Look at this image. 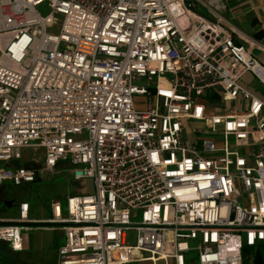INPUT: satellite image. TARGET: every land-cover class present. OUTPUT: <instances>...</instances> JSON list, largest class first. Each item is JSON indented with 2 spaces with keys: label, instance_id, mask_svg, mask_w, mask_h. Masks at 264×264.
<instances>
[{
  "label": "built area",
  "instance_id": "built-area-1",
  "mask_svg": "<svg viewBox=\"0 0 264 264\" xmlns=\"http://www.w3.org/2000/svg\"><path fill=\"white\" fill-rule=\"evenodd\" d=\"M212 3L0 0V186L93 182L35 221L64 234L57 264H243L264 243V100L239 83L264 67ZM29 209L0 218L14 252Z\"/></svg>",
  "mask_w": 264,
  "mask_h": 264
},
{
  "label": "rangeland",
  "instance_id": "rangeland-1",
  "mask_svg": "<svg viewBox=\"0 0 264 264\" xmlns=\"http://www.w3.org/2000/svg\"><path fill=\"white\" fill-rule=\"evenodd\" d=\"M41 15H46L48 10L43 5L39 7ZM202 11V10H200ZM204 13V11H202ZM141 85V84H138ZM143 108L142 106L138 107ZM193 125V124H192ZM190 125V126H192ZM42 166V150L37 154ZM23 163H19L22 165ZM39 165H34L38 168ZM57 171L49 178H41L33 183L12 185L5 184L0 190V218H14L17 215V207L21 201L29 203L31 212L30 219L41 220L48 217L49 204L59 198L63 200L67 195L72 194H93V182L91 179L84 181H75L71 175L73 167L58 166ZM4 205L7 207H4ZM135 218V221H138ZM26 237L25 244L23 242L24 251L14 252L9 245L0 243V250L3 251L2 264H54L55 257L48 248L50 242V232L42 229H34L24 235ZM246 257L244 264H253L251 254ZM145 264H150L149 262ZM158 264H164L163 262Z\"/></svg>",
  "mask_w": 264,
  "mask_h": 264
},
{
  "label": "crops",
  "instance_id": "crops-1",
  "mask_svg": "<svg viewBox=\"0 0 264 264\" xmlns=\"http://www.w3.org/2000/svg\"><path fill=\"white\" fill-rule=\"evenodd\" d=\"M210 7L214 8L220 16L237 32L243 35V38L245 39H240L236 37V35H233L234 38V43L237 45H244L249 53L257 60L259 61L263 67H264V0H221V3L216 5L214 3L210 4ZM240 85L248 90L251 94L254 96L264 100V88L263 86L257 82L254 77L250 73L244 74L242 78L239 80ZM230 105H233V107H241V102L236 101L231 103ZM208 106L212 109L215 110V114H225L223 108L224 106L220 101H215L212 103H209ZM191 122H188L185 124V134L183 136L184 139L191 140L193 139L190 129ZM196 124V123H195ZM86 194H72V195H67L63 200L57 198L53 200L52 202H59L63 207H64V202L66 198L72 197V196H78V195H87ZM51 202V203H52ZM20 203H26V201H21ZM50 203V204H51ZM50 204L48 207V217L43 218L41 220L38 219H30L31 221H43L47 220L50 218ZM28 206L29 203L27 204ZM32 206H30L31 208ZM31 210L29 209V215H30ZM17 213H18V207H17ZM17 216V215H16ZM15 216V217H16ZM4 219H14V218H4ZM34 229H42L43 231L50 232V242L48 243V248L51 250L52 254L55 257V263H58V252H59V247L62 246L64 243V234H62L61 230H56L52 228H33L29 231H33ZM27 232L23 233V239L26 237L24 236ZM22 239V250L24 251V246L23 242L25 244V239ZM262 244V243H260ZM259 245V244H258ZM150 264H154L151 261H147ZM147 262H133L131 264H145ZM163 262V261H162ZM161 263V262H158ZM155 263V264H158ZM164 264H173L172 261H169L167 263L163 262Z\"/></svg>",
  "mask_w": 264,
  "mask_h": 264
},
{
  "label": "trees",
  "instance_id": "trees-1",
  "mask_svg": "<svg viewBox=\"0 0 264 264\" xmlns=\"http://www.w3.org/2000/svg\"><path fill=\"white\" fill-rule=\"evenodd\" d=\"M59 166H61V165H59ZM3 186H0V190L3 188ZM4 207H6V206L4 205ZM0 243L6 244L5 242H1V241H0ZM248 254H251L253 264H264V243L259 244V245L254 246V247H249V248L243 247L242 253H241V257L243 258V264L247 261L248 257H246V256ZM2 262H3V251L0 250V264H2Z\"/></svg>",
  "mask_w": 264,
  "mask_h": 264
},
{
  "label": "water",
  "instance_id": "water-1",
  "mask_svg": "<svg viewBox=\"0 0 264 264\" xmlns=\"http://www.w3.org/2000/svg\"><path fill=\"white\" fill-rule=\"evenodd\" d=\"M27 227H32V228H54L55 225L54 224H51V223H48V222H31L29 224L26 225Z\"/></svg>",
  "mask_w": 264,
  "mask_h": 264
}]
</instances>
